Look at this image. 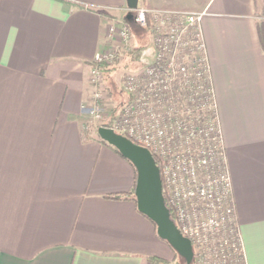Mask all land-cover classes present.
Segmentation results:
<instances>
[{
	"label": "crops",
	"instance_id": "0c3cea01",
	"mask_svg": "<svg viewBox=\"0 0 264 264\" xmlns=\"http://www.w3.org/2000/svg\"><path fill=\"white\" fill-rule=\"evenodd\" d=\"M139 3L204 12L245 264H264V0ZM127 10V0H0V264L174 258L134 200L108 196L133 189V164L98 128L83 130L92 62Z\"/></svg>",
	"mask_w": 264,
	"mask_h": 264
},
{
	"label": "built area",
	"instance_id": "2783aa9c",
	"mask_svg": "<svg viewBox=\"0 0 264 264\" xmlns=\"http://www.w3.org/2000/svg\"><path fill=\"white\" fill-rule=\"evenodd\" d=\"M203 14L155 10L139 3L134 21L150 28L155 37L154 55L142 68L127 73L124 92L130 100L122 104L112 127L148 147L160 161L163 190L178 227L192 240L194 252L210 231L217 237L235 234L243 253L201 29ZM108 36L114 44L96 57L94 61L98 63L91 69L95 85L104 79L103 67L113 63L119 52L130 45L131 28L124 22L111 24ZM97 95L91 97L85 109L100 116L103 107ZM219 242L223 244L220 239ZM221 262L226 264L225 258L220 257L213 264Z\"/></svg>",
	"mask_w": 264,
	"mask_h": 264
},
{
	"label": "rangeland",
	"instance_id": "374dc122",
	"mask_svg": "<svg viewBox=\"0 0 264 264\" xmlns=\"http://www.w3.org/2000/svg\"><path fill=\"white\" fill-rule=\"evenodd\" d=\"M120 22L122 21H113L111 24L118 25ZM133 32L131 29L132 37L130 45L124 51L121 50L119 52V58H117L119 61L116 64V68L110 71L108 78H105L106 75L104 74V79L101 84L95 85L90 77V82L94 87L93 93L90 95V99L95 95V93L100 95V106L103 107L101 110L103 113H100V116H96L93 112L90 113L89 110L85 109L87 110L86 115L89 118L85 120L84 123L87 125V129H97L101 125L102 121L108 117L110 108L114 105H118L120 102L124 104L130 100L129 95L124 92V80L127 73L142 68V66L151 62L153 58L155 50V37L151 33V30L149 33L142 27L133 25ZM108 38L109 43L107 46L110 47V45L114 44V42L110 36ZM148 55L151 57L149 58ZM137 56L139 57L137 58ZM97 63V61H93L91 69L96 66ZM90 99L88 100L89 103L91 102ZM213 235H215L214 232H207L203 245H201L200 248L195 249L193 264H213L214 261H218L220 257L221 259L225 258L226 264H245V258L242 255V251L239 249L240 245H238L235 234L230 232L228 235L223 237L220 235L218 237ZM219 239L223 244H220ZM174 258L170 264H181L179 256H176L175 254ZM221 264H223V262H221Z\"/></svg>",
	"mask_w": 264,
	"mask_h": 264
},
{
	"label": "water",
	"instance_id": "95a60500",
	"mask_svg": "<svg viewBox=\"0 0 264 264\" xmlns=\"http://www.w3.org/2000/svg\"><path fill=\"white\" fill-rule=\"evenodd\" d=\"M139 1L127 0L129 12L126 17L129 20H134L133 11L138 7ZM97 132L103 140L115 146L134 165L137 172L135 196L139 211L155 222L159 237L166 240L184 257L186 264H191L195 254L192 240L183 234L171 217L164 196L161 169L151 150L113 127L100 125Z\"/></svg>",
	"mask_w": 264,
	"mask_h": 264
},
{
	"label": "trees",
	"instance_id": "16d2710c",
	"mask_svg": "<svg viewBox=\"0 0 264 264\" xmlns=\"http://www.w3.org/2000/svg\"><path fill=\"white\" fill-rule=\"evenodd\" d=\"M133 13H134V11H133ZM124 21L127 24H129V26H131L132 32H133V25H136V26L142 27L143 29H145V31H148L150 33V30H149V27L148 26H145V27L140 26L134 20H129L127 17L124 18ZM259 33H260L261 42H262V44L264 46V30H263L262 25L259 26ZM133 34L135 35L134 32H133ZM138 57L139 56H137V58ZM118 61H119V59H115L113 61V63L107 64V65L104 66V74L106 75L105 78H108V75H110V71H112V70H114L116 68V64L118 63ZM121 106H122V102H120L118 105H114L112 108H110V112H109L108 117H106V119L104 121H102L101 125L108 126V127H112L113 126V121L116 118V116L118 114V111H119V109H120ZM87 128H88L87 125L84 124L83 125V130L85 132L88 131ZM102 141L105 142V143H107L109 146L113 147L117 152L120 153V151L115 146L109 144L107 141H105L103 139H102ZM156 161H157V164L161 167L160 161L158 159H156ZM136 177H137V172H136V169H135V183H134L133 189L130 192H127V193H115V194H111V195H108V196L111 197V198H118V199H120V198H130V199L134 200L135 203L137 204V199H136V196H135ZM164 196H165V200L167 202V205L170 208L171 217L176 221L175 212H174V210H173V208H172V206L170 204V201H169L168 196H167V194H166L165 191H164ZM153 223L155 224L154 221H153ZM155 226H156V224H155ZM174 251H175L176 256H179L180 257L181 264H186L185 258L182 257L175 249H174ZM174 259H172V260H174ZM148 260H149V264H170L172 262V260L164 259V258L157 257V256H151V257L148 258ZM191 264H193V262Z\"/></svg>",
	"mask_w": 264,
	"mask_h": 264
}]
</instances>
